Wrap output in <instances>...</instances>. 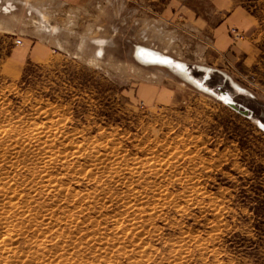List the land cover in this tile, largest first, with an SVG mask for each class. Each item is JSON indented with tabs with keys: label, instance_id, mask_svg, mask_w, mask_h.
Returning a JSON list of instances; mask_svg holds the SVG:
<instances>
[{
	"label": "rangeland",
	"instance_id": "1",
	"mask_svg": "<svg viewBox=\"0 0 264 264\" xmlns=\"http://www.w3.org/2000/svg\"><path fill=\"white\" fill-rule=\"evenodd\" d=\"M231 1L252 19L251 67L162 20L161 0H0V191L15 194L0 240L21 258L0 264H264V0ZM135 46L197 82L214 70L210 93Z\"/></svg>",
	"mask_w": 264,
	"mask_h": 264
},
{
	"label": "crops",
	"instance_id": "2",
	"mask_svg": "<svg viewBox=\"0 0 264 264\" xmlns=\"http://www.w3.org/2000/svg\"><path fill=\"white\" fill-rule=\"evenodd\" d=\"M66 7L78 8L88 0H46ZM159 15L171 24L195 32L208 41L218 55L237 66H253L259 58L254 53L253 39L249 33L253 29L252 19L233 5L231 0H161ZM240 35L233 41L230 31ZM249 32V33H248ZM248 34V35H247ZM244 35V37H243Z\"/></svg>",
	"mask_w": 264,
	"mask_h": 264
},
{
	"label": "bare ground",
	"instance_id": "3",
	"mask_svg": "<svg viewBox=\"0 0 264 264\" xmlns=\"http://www.w3.org/2000/svg\"><path fill=\"white\" fill-rule=\"evenodd\" d=\"M230 34H231V37H232V39L235 41H237L238 40V38H240V35L237 33V31H235L234 29H231V31H230ZM97 40V39H96ZM101 41V40H100ZM100 41H98L99 42V44L100 45H102L103 44V42H100ZM94 42V41H93ZM97 42V41H96ZM98 49V48H97ZM101 49L99 48V50L97 51V55H100L101 54ZM133 58L138 62V63H140V64H142V65H146V66H152V65H156V66H164V67H166L168 70H170L171 72H173L174 74H176L177 76H179L183 81H185L186 83H188L189 85H191V86H193V87H195L196 89H198V90H200V91H203V92H205V93H210V91H208V89H206L205 87L203 88V83L209 78L208 76H209V73L211 72H214V70H207V69H205V68H202V67H197L200 71H202L203 70V76H202V79H201V81L200 82H197L194 78H193V76H192V71L189 69V68H187V66L184 64V63H180V62H177V61H173L169 56H165L164 54H161V53H159V52H157V51H155V50H151V49H148V48H144V47H142V46H135V49H134V52H133ZM224 76H225V74H224ZM226 77V76H225ZM228 79V78H227ZM230 83H231V85H232V87L234 88V89H239L240 90V88H238L237 87V85L235 84V83H233L232 81H230ZM213 95V94H212ZM219 97L224 101V103H226L227 105H229L232 109H233V106L235 105V103L232 101V99H231V97L228 95V94H226V93H222V92H220L219 93ZM234 104V105H233ZM236 106V105H235ZM259 125H262L260 122L258 123ZM262 126H264V125H262ZM34 136V135H33ZM23 142V141H22ZM14 144V143H13ZM22 144V143H21ZM13 146V145H12ZM99 146V145H98ZM51 148V147H50ZM12 150H14V149H12ZM66 150H68V149H66ZM14 151H16V150H14ZM111 151V150H110ZM59 152H61V151H59ZM58 152V153H59ZM68 152V151H67ZM48 153V152H47ZM111 153V152H110ZM55 153L53 152V155H54ZM60 154V153H59ZM6 155V154H5ZM48 155V154H47ZM111 155H113V154H111ZM110 155V156H111ZM52 157V156H51ZM114 159V158H113ZM54 161H55V158L53 159ZM94 160V159H93ZM105 160V159H104ZM137 160V159H136ZM53 161V162H54ZM104 162V161H103ZM133 162H135V161H133ZM137 162V161H136ZM52 163V162H51ZM141 163V162H140ZM112 164V163H111ZM142 164V163H141ZM137 165V164H136ZM45 166V165H44ZM135 166V165H134ZM139 166V165H138ZM137 166V167H138ZM131 167V166H130ZM147 167V166H146ZM151 167V166H150ZM155 168V167H154ZM168 169V168H167ZM132 170V169H131ZM149 170H150V168H149ZM130 171V170H129ZM153 171V170H152ZM69 172V171H68ZM137 172V171H136ZM49 173V172H48ZM70 173V172H69ZM129 173V172H128ZM157 173V172H156ZM130 174V173H129ZM134 174V173H133ZM132 174V175H133ZM139 175H141L140 173H138ZM40 175V174H39ZM112 175H114L113 173H112ZM111 175V176H112ZM44 177V176H43ZM132 177V176H131ZM134 177V176H133ZM132 177V178H133ZM35 178V177H34ZM113 178V177H112ZM115 178H117V177H115ZM122 179V178H121ZM38 180V179H37ZM109 181V180H108ZM40 182H42V181H40ZM50 182V181H49ZM51 183V182H50ZM53 183H56V182H53ZM57 185H59V184H57ZM1 187H3V186H1ZM34 187V186H33ZM4 188V187H3ZM50 188V187H49ZM53 188V187H52ZM51 188V189H52ZM62 188V187H61ZM56 189V188H55ZM127 189V188H126ZM7 189H5L4 191H0V198L1 197H8V198H10L7 194H12V197H14L15 196V194L14 193H9L8 191H6ZM132 191V190H131ZM52 192H54L53 190L50 192V193H52ZM129 192V191H128ZM142 192V191H141ZM130 194V193H129ZM135 194V193H134ZM139 194V193H138ZM148 194V193H147ZM17 195H19V194H17ZM48 195V194H47ZM97 195V194H96ZM113 195V194H112ZM154 195V194H153ZM128 196H131V195H128ZM141 196V195H140ZM152 196V195H151ZM164 197V196H163ZM166 197V196H165ZM90 198V197H89ZM143 198V197H142ZM141 198V199H142ZM152 198V197H151ZM137 199V198H136ZM135 199V200H136ZM148 199H150V198H148ZM132 198H131V202H132ZM9 201V200H8ZM82 201V200H81ZM118 201V200H117ZM125 201V200H124ZM126 201H127V198H126ZM130 201V200H129ZM75 203V202H74ZM128 203L129 202H127V204H125V205H128ZM2 204V203H1ZM161 204V203H160ZM19 206V205H18ZM123 206H124V204H123ZM151 207V206H150ZM155 208V207H154ZM47 209V208H46ZM128 209H129V207H128ZM25 210V209H24ZM99 210V209H98ZM145 210V209H144ZM149 210H151V208L149 209ZM125 211H127V210H125ZM147 211V210H146ZM82 212V211H81ZM153 212H154V210H153ZM156 212V211H155ZM159 212V211H158ZM44 213V212H43ZM43 213H42V215H43ZM142 213H144V212H142ZM135 214V213H134ZM39 215V214H38ZM54 215V214H53ZM128 215H130V216H132L133 214L131 213V214H128ZM142 215V214H141ZM144 215V214H143ZM142 215V216H143ZM150 215V214H149ZM152 215V214H151ZM48 216V215H47ZM127 216V215H126ZM139 216V218H141L142 219V217H140V214L138 215ZM145 216V215H144ZM153 216V215H152ZM37 217V216H36ZM45 217V216H44ZM134 217V216H133ZM132 217V219H135V218H133ZM147 217V216H146ZM149 217V216H148ZM38 218V217H37ZM40 218V217H39ZM126 218V217H125ZM128 218V217H127ZM126 218V219H127ZM41 219V218H40ZM59 219V218H58ZM61 219V218H60ZM59 219V220H60ZM67 219H69V218H67ZM110 219V218H109ZM129 219V218H128ZM136 219H137V217H136ZM135 219V220H136ZM141 219H137V220H141ZM46 220V219H45ZM62 220V219H61ZM61 220L59 221V222H61ZM64 220H65V218H64ZM131 220V219H130ZM143 220V219H142ZM48 221V220H47ZM74 221V220H73ZM125 221V220H124ZM145 221H146V218H145ZM144 221V222H145ZM63 222V221H62ZM71 222V221H70ZM80 222V221H79ZM82 222V221H81ZM127 222V221H126ZM130 222V221H129ZM143 222V223H144ZM50 224H51V222H50ZM69 224V223H68ZM136 224V223H135ZM141 224V223H140ZM72 225V224H71ZM79 225H81L80 223H79ZM51 226V225H50ZM134 226V225H133ZM138 226V225H137ZM61 227V226H60ZM60 227H59V229H60ZM78 227V226H77ZM93 227V226H92ZM53 228V227H52ZM72 228V227H71ZM74 228H76V227H74ZM59 229H57V230H59ZM97 229H100V228H98L97 227ZM104 229V228H103ZM137 229V228H136ZM38 230V229H37ZM50 231V230H49ZM37 231H36V229H34V233H36ZM56 232V231H55ZM101 232V231H100ZM122 232V231H121ZM47 233V232H46ZM50 233V232H49ZM64 233H66V232H64ZM140 233V232H139ZM138 233V234H139ZM94 234V233H93ZM138 234H136V235H138ZM21 235V234H20ZM52 235H54L55 236V233L54 234H52ZM65 235V234H64ZM87 235H88V233H87ZM96 235V234H95ZM99 235H101V234H99ZM117 235V234H116ZM121 235V234H120ZM130 234H128V236H129ZM139 235H141V234H139ZM40 236V235H39ZM38 236V237H39ZM54 236H52L53 237V239H55L54 238ZM65 236H67V234L65 235ZM89 236V235H88ZM117 236H119V235H117ZM12 237H14V236H12ZM17 237V236H16ZM64 237V236H63ZM91 237V236H90ZM26 238V237H25ZM30 238V237H29ZM69 238V237H68ZM93 238V237H92ZM104 238H105V236H104ZM119 238V237H118ZM139 238V237H138ZM12 239H14V238H12ZM79 239V238H78ZM99 238H97L96 240H98ZM114 239V238H113ZM125 239H128V237L127 238H125ZM28 240H30V239H28ZM116 240V239H115ZM119 240V239H118ZM131 240H132V238H131ZM18 241V240H17ZM27 241V240H26ZM47 241V240H46ZM120 241V240H119ZM14 242H16V240L14 241ZM28 242V241H27ZM76 242V241H75ZM89 243H90V241H88ZM88 242H86V243H88ZM92 242H95V241H92ZM105 242V241H104ZM124 242V241H123ZM128 242V241H127ZM127 242H124V243H126L127 244ZM49 243V242H48ZM56 243H59V242H56ZM55 243V244H56ZM99 243V242H98ZM111 243V242H110ZM130 243V242H129ZM19 244V243H18ZM43 242H41V241H38L37 243H36V247H37V250L39 251H41V249L42 248H44L43 247ZM123 244V243H122ZM131 244H133V243H131ZM130 244V245H131ZM12 244H11V242H10V240H8V239H5V238H3V239H1L0 240V259H7V257H9V256H11L10 258L12 259V260H17V261H19L21 258L17 255L18 253H16L15 252V249L11 246ZM112 245H116V244H113L112 243ZM120 245V244H119ZM125 245V244H124ZM34 246H35V244H34ZM107 246V245H106ZM127 246V245H126ZM140 246V245H139ZM16 247H17V245H16ZM83 247V246H82ZM92 247H93V245H92ZM95 247H99V246H95ZM109 247V246H108ZM129 247V246H128ZM75 248V247H74ZM86 248V247H85ZM91 248V247H90ZM120 248V247H119ZM125 248H127V247H125ZM16 249H18V248H16ZM58 249V248H57ZM61 249V248H60ZM121 249V248H120ZM31 250V249H30ZM59 250V249H58ZM74 250V249H73ZM102 250V249H101ZM117 250V249H116ZM60 251V250H59ZM84 251V250H83ZM87 251V250H86ZM92 251H93V249H92ZM118 251V250H117ZM134 251V250H133ZM41 252H43V249H42V251ZM85 252V251H84ZM96 252H97V250H96ZM113 252H115V251H113ZM119 252V251H118ZM33 253V252H32ZM45 253V252H44ZM95 253V252H94ZM111 253V252H110ZM121 253H123L122 251H121ZM178 253V252H177ZM83 254V253H82ZM124 254V253H123ZM24 255V254H23ZM28 255H30V254H28ZM43 255V254H42ZM76 255H79L78 253L76 254ZM97 255H100V254H97ZM120 255V254H119ZM62 256V255H61ZM73 256V255H72ZM138 256V255H137ZM70 257V256H69ZM76 257V256H75ZM77 257H79V256H77ZM99 257V256H98ZM97 257V258H98ZM108 257V256H107ZM24 258V257H23ZM26 258V257H25ZM29 259H31L30 257H28ZM27 258V259H28ZM72 258V257H71ZM80 258V257H79ZM123 258V257H122ZM127 258V257H126ZM140 258V257H139ZM28 259V260H29ZM62 259V258H61ZM96 259V258H95ZM99 259V258H98ZM101 259V258H100ZM37 260H38V257H37ZM55 260V259H54ZM120 260V259H119ZM27 261V260H26ZM31 261V260H30ZM53 261V260H52ZM51 261V262H52ZM58 261H60V260H58ZM83 261V260H82ZM81 261V263H83V264H85L84 262H82ZM102 261V260H101ZM50 262V263H51ZM87 262V261H86ZM103 262V261H102ZM114 262V261H113ZM136 262V261H135ZM138 262V261H137ZM5 263V262H4ZM21 263V262H20ZM23 263V262H22ZM74 263V262H73ZM72 263V264H73ZM98 263V262H97ZM100 263V262H99ZM105 263V262H104ZM24 264H26V263H24ZM45 264H48V263H45ZM95 264V263H94Z\"/></svg>",
	"mask_w": 264,
	"mask_h": 264
},
{
	"label": "water",
	"instance_id": "4",
	"mask_svg": "<svg viewBox=\"0 0 264 264\" xmlns=\"http://www.w3.org/2000/svg\"><path fill=\"white\" fill-rule=\"evenodd\" d=\"M235 105L233 106V108H234L235 111H237L239 113H243L245 116H248L250 114V112L248 110H246V109L240 110V106H238V105L235 106ZM259 126L264 129V126H262V125H259Z\"/></svg>",
	"mask_w": 264,
	"mask_h": 264
},
{
	"label": "built area",
	"instance_id": "5",
	"mask_svg": "<svg viewBox=\"0 0 264 264\" xmlns=\"http://www.w3.org/2000/svg\"><path fill=\"white\" fill-rule=\"evenodd\" d=\"M16 45H21V42L19 41V39L16 41Z\"/></svg>",
	"mask_w": 264,
	"mask_h": 264
}]
</instances>
